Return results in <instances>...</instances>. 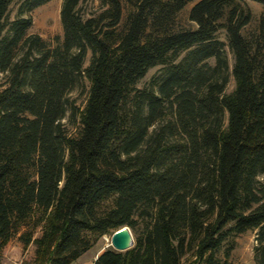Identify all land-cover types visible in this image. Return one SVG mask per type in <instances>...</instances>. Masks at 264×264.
I'll use <instances>...</instances> for the list:
<instances>
[{
  "label": "trees",
  "instance_id": "trees-1",
  "mask_svg": "<svg viewBox=\"0 0 264 264\" xmlns=\"http://www.w3.org/2000/svg\"><path fill=\"white\" fill-rule=\"evenodd\" d=\"M16 1L0 0V264L15 236L33 264H74L124 226L134 246L94 264H231L249 231L264 264V15L243 34L264 0H137L124 28L120 0L90 17L63 0L53 48L29 34L52 0L11 19Z\"/></svg>",
  "mask_w": 264,
  "mask_h": 264
},
{
  "label": "rangeland",
  "instance_id": "rangeland-1",
  "mask_svg": "<svg viewBox=\"0 0 264 264\" xmlns=\"http://www.w3.org/2000/svg\"><path fill=\"white\" fill-rule=\"evenodd\" d=\"M22 0H17L10 9V18L13 19L16 15L17 8L19 3ZM137 0H120L122 7H123V19L122 24L123 28L126 26V20L130 13L135 11V3ZM63 0H52L43 6L35 9L31 13L32 17V26L29 30L30 35H37L42 40H44L50 47H55L59 39H62L63 36V27L60 18V11L62 6ZM194 3H189L187 6L177 15L176 18V27L179 30L185 29H194L195 25L191 23L188 19V14L191 7ZM252 13V21L251 23L243 30V34L248 36L249 34L255 32L258 27V23L260 17L264 15V6L260 5L256 2L247 1L245 4ZM103 10L101 8L99 0H83L80 5V12L85 17H90L93 14H98ZM220 40L223 42L226 41L225 33L221 31L218 35ZM228 61H229V68L231 70L233 66V57L226 47ZM89 59V58H88ZM89 60L87 61L86 65H88ZM213 63V61H211ZM160 67L151 69L146 77L142 79L139 84L137 85L138 89H142L151 79L153 75L158 73ZM87 85V84H86ZM235 83L232 75L229 77V83L227 86L226 93H231L234 89ZM88 87V85H87ZM86 91L87 88L79 89L74 91L71 94V98L75 101V106L77 108L82 109L85 100H86ZM63 124L66 126V129L71 136H76L79 130V120L75 118V116H71L70 114L67 115L66 119L63 121ZM40 234L39 232L37 233ZM111 237L108 235H104L98 239L95 245L85 254L81 256L82 262L90 259L99 251H105L110 246ZM236 247L231 253L230 262L231 264H251L254 257V248L256 246L255 242V232L249 231L245 234L240 235L236 238ZM112 248V247H111ZM6 251L12 252V256L14 258L11 259L10 255H5L6 261L8 262L13 261L14 264H33L35 258V247L34 245H30L26 250L23 248V244L18 240V236H15L10 243L5 248ZM113 249V248H112ZM219 258H223V254L219 255ZM4 259V258H3ZM2 259V261H3ZM190 260L185 259L184 264H189Z\"/></svg>",
  "mask_w": 264,
  "mask_h": 264
},
{
  "label": "water",
  "instance_id": "water-1",
  "mask_svg": "<svg viewBox=\"0 0 264 264\" xmlns=\"http://www.w3.org/2000/svg\"><path fill=\"white\" fill-rule=\"evenodd\" d=\"M110 247L117 252H126L134 246V237L129 227L124 226L111 236Z\"/></svg>",
  "mask_w": 264,
  "mask_h": 264
},
{
  "label": "crops",
  "instance_id": "crops-1",
  "mask_svg": "<svg viewBox=\"0 0 264 264\" xmlns=\"http://www.w3.org/2000/svg\"><path fill=\"white\" fill-rule=\"evenodd\" d=\"M5 248H7V246L5 247ZM5 251H6V249H4V252H3V261H2V263L1 264H14L13 263V261H11V262H8V260L6 261V254L7 255H10L11 254V259H9V260H12V258H14L13 256H12V252L10 253L9 251H7L6 253H5ZM103 251H99V252H97L95 255H93V257L92 258H90V259H88V260H86L85 262H82V260L79 258L74 264H94V262H95V260H96V258L102 253ZM251 264H255V262H254V257H253V261L251 262Z\"/></svg>",
  "mask_w": 264,
  "mask_h": 264
}]
</instances>
